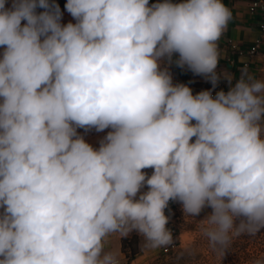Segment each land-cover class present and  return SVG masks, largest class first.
<instances>
[{
  "label": "clouds",
  "instance_id": "1",
  "mask_svg": "<svg viewBox=\"0 0 264 264\" xmlns=\"http://www.w3.org/2000/svg\"><path fill=\"white\" fill-rule=\"evenodd\" d=\"M64 9L74 23L55 0H0V264H121L105 241L133 232L173 246L170 202L211 208L199 232L221 258L264 232V78L217 71L223 0ZM173 65L212 89L174 83ZM78 129L109 131L93 147Z\"/></svg>",
  "mask_w": 264,
  "mask_h": 264
},
{
  "label": "rangeland",
  "instance_id": "2",
  "mask_svg": "<svg viewBox=\"0 0 264 264\" xmlns=\"http://www.w3.org/2000/svg\"><path fill=\"white\" fill-rule=\"evenodd\" d=\"M72 22L74 23L75 21L73 20ZM263 45L264 41L262 46ZM0 51H2V49H0ZM260 53L262 66L259 71V78H264V50H262V52L260 51ZM169 70L173 75L174 83L187 84L188 79L187 76H185L187 73L178 72L179 68L175 67V65L171 66ZM78 131L85 136L86 141L92 144L93 147H98L99 140L105 136L109 130L106 129L104 132L99 133L95 130L88 133H84L83 129H78ZM144 171L151 175L152 169H145ZM175 205L176 217L167 214L165 209V215L169 216V220L172 221L177 229V234L174 237L175 247L168 253H163V247L161 252L159 250L155 252L158 254L157 256L153 257L152 255H148L141 264H250L255 258L264 255V232H262L254 237L242 235L234 239L224 258L218 257L208 246L207 240L199 232L198 220L203 219L209 214L212 211L211 208L204 209L199 216L192 218L184 217L180 203L175 202ZM171 221L166 225L170 230ZM141 241L142 239H140L139 236V241L137 243L139 249L142 247ZM135 244L136 243H134V245ZM185 247L191 248L194 254L188 255L185 253L182 257L179 256V253L183 251ZM121 264H130L127 255Z\"/></svg>",
  "mask_w": 264,
  "mask_h": 264
},
{
  "label": "crops",
  "instance_id": "3",
  "mask_svg": "<svg viewBox=\"0 0 264 264\" xmlns=\"http://www.w3.org/2000/svg\"><path fill=\"white\" fill-rule=\"evenodd\" d=\"M56 3L59 4L60 9L63 13V17L66 13H68L64 9V5L67 0H55ZM152 3H155L156 0H151ZM174 2H179V0H174ZM223 3L232 11V20L229 22L227 29L223 32L220 37L218 43V49L220 52L219 65L217 71H223L226 73H231L235 78H239L243 69V62L246 60H250L251 69L248 71L253 74L257 78H259V71L262 66L261 53L256 57L249 58L246 55H238L232 51L231 43H237L242 48H249L254 41L259 38L262 34L260 30V16L258 13L252 12L250 9V0H223ZM38 11H42V9H38ZM71 21H64L62 18V23L66 24ZM261 48L264 50V45ZM180 72H183L185 76H187V85L192 88L193 94L201 90L212 89V84L207 81L203 76L194 75L191 71L187 69H180ZM233 85L235 84V80H233ZM227 90L229 89V84L226 80L221 79L213 92H217L219 90ZM134 233V232H133ZM131 233L130 235H132ZM129 235V236H130ZM122 237L119 235H113L109 237L105 241L106 248H115L119 250L121 254V263L124 258H126V254L123 251ZM140 239H142L140 237ZM142 243V241H141ZM162 250H144L142 247L140 251L134 255H130L127 257L129 259L130 264H141L144 262V258L148 255L157 256L156 251ZM152 258V257H151Z\"/></svg>",
  "mask_w": 264,
  "mask_h": 264
},
{
  "label": "built area",
  "instance_id": "4",
  "mask_svg": "<svg viewBox=\"0 0 264 264\" xmlns=\"http://www.w3.org/2000/svg\"><path fill=\"white\" fill-rule=\"evenodd\" d=\"M250 9L252 10V12L258 13L260 16V30L262 31V34L259 38H257L254 43L249 47V48H242L241 46H239L237 43H231V47H232V51L235 54L238 55H246L249 58L252 57H257L260 54L261 48H262V44L264 41V0H250ZM251 63L250 60H246L243 62V69H247V71H249L251 69ZM225 92H227V90H224ZM213 95H215V92H213ZM166 212L167 214H171L174 215L176 214V205L175 202H170L168 208H166ZM171 221V220H169ZM171 224V231L173 234V237L176 236L177 234V229L175 227V225L172 223V221L170 222ZM175 247V244L173 246H166L163 248V253H168L169 251H171L173 248Z\"/></svg>",
  "mask_w": 264,
  "mask_h": 264
},
{
  "label": "trees",
  "instance_id": "5",
  "mask_svg": "<svg viewBox=\"0 0 264 264\" xmlns=\"http://www.w3.org/2000/svg\"><path fill=\"white\" fill-rule=\"evenodd\" d=\"M150 3H152L151 0ZM178 72H180V70H178ZM138 241L139 235L137 233H134L131 236L122 239L123 251L126 253L127 257H129L130 254L134 255L140 251L139 246L137 244ZM134 243L136 244L134 245Z\"/></svg>",
  "mask_w": 264,
  "mask_h": 264
},
{
  "label": "bare ground",
  "instance_id": "6",
  "mask_svg": "<svg viewBox=\"0 0 264 264\" xmlns=\"http://www.w3.org/2000/svg\"><path fill=\"white\" fill-rule=\"evenodd\" d=\"M64 21H71L73 18L71 17V15L69 13H66L63 17Z\"/></svg>",
  "mask_w": 264,
  "mask_h": 264
}]
</instances>
